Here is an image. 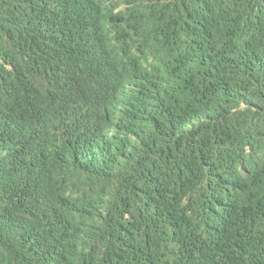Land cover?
I'll list each match as a JSON object with an SVG mask.
<instances>
[{"label":"trees","instance_id":"16d2710c","mask_svg":"<svg viewBox=\"0 0 264 264\" xmlns=\"http://www.w3.org/2000/svg\"><path fill=\"white\" fill-rule=\"evenodd\" d=\"M0 264H264V0H0Z\"/></svg>","mask_w":264,"mask_h":264}]
</instances>
